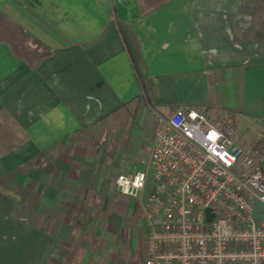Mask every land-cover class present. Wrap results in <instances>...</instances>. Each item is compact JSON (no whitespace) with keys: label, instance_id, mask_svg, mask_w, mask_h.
Wrapping results in <instances>:
<instances>
[{"label":"crops","instance_id":"1","mask_svg":"<svg viewBox=\"0 0 264 264\" xmlns=\"http://www.w3.org/2000/svg\"><path fill=\"white\" fill-rule=\"evenodd\" d=\"M178 106L264 117V0H0V264H143Z\"/></svg>","mask_w":264,"mask_h":264},{"label":"built area","instance_id":"2","mask_svg":"<svg viewBox=\"0 0 264 264\" xmlns=\"http://www.w3.org/2000/svg\"><path fill=\"white\" fill-rule=\"evenodd\" d=\"M232 133L178 106L159 117L145 168L116 176L120 194L140 199L153 175L143 264H264V214L253 217L264 168Z\"/></svg>","mask_w":264,"mask_h":264},{"label":"rangeland","instance_id":"3","mask_svg":"<svg viewBox=\"0 0 264 264\" xmlns=\"http://www.w3.org/2000/svg\"><path fill=\"white\" fill-rule=\"evenodd\" d=\"M204 114L215 126L230 123L233 127L231 138L256 153L259 156L260 165L264 168V117L248 116L232 110H208ZM151 180L150 173L148 181Z\"/></svg>","mask_w":264,"mask_h":264},{"label":"water","instance_id":"4","mask_svg":"<svg viewBox=\"0 0 264 264\" xmlns=\"http://www.w3.org/2000/svg\"><path fill=\"white\" fill-rule=\"evenodd\" d=\"M260 213L264 214V206L259 203L258 201H255V209H254V214L253 217L254 218H258L260 216ZM264 216V215H263ZM211 218V216H207V219L209 220Z\"/></svg>","mask_w":264,"mask_h":264}]
</instances>
